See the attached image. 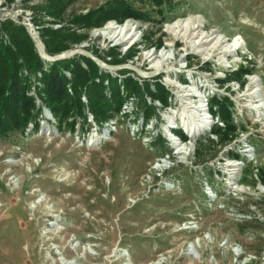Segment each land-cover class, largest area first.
Wrapping results in <instances>:
<instances>
[{
	"label": "rangeland",
	"instance_id": "374dc122",
	"mask_svg": "<svg viewBox=\"0 0 264 264\" xmlns=\"http://www.w3.org/2000/svg\"><path fill=\"white\" fill-rule=\"evenodd\" d=\"M52 1L0 0V19L21 23L46 54L40 27L79 34L56 53L92 59L116 77L123 101L97 125L81 91L73 131L59 130L31 85L36 126L0 137V264H264V0H123L140 14L90 26L76 17L117 0H71L61 19L48 13ZM197 14L201 34L239 35L240 48L206 51L211 42L194 47L169 28ZM124 24L130 38L105 37L103 28ZM125 76L138 93L125 92ZM255 79L262 102L250 93ZM158 83L164 102L147 91ZM197 116L207 128L187 136L181 126ZM180 138L191 146L185 156L172 142Z\"/></svg>",
	"mask_w": 264,
	"mask_h": 264
},
{
	"label": "trees",
	"instance_id": "16d2710c",
	"mask_svg": "<svg viewBox=\"0 0 264 264\" xmlns=\"http://www.w3.org/2000/svg\"><path fill=\"white\" fill-rule=\"evenodd\" d=\"M69 1L71 0L52 1L48 12L50 16L61 19V9ZM154 1L158 5L161 3V0ZM122 2L125 3L123 0H117V4L88 9L85 13L79 14L75 22L90 26L99 24L111 16L120 20L124 15L140 14L138 9L123 5ZM67 20L73 21L72 17ZM39 33L44 50L48 54L66 48L68 45L64 41L66 38L74 34L75 39L79 36L73 30L64 31L61 28L44 26L40 27ZM78 57L83 59L85 65ZM112 60L116 61L120 58L113 56ZM64 70L69 72V76ZM119 79L123 83L125 92L138 93L136 79L129 76ZM32 84L36 96L48 107L59 130L66 127L67 130L73 131L74 114L82 110L79 95L81 91L86 95L93 120L97 125H102L114 115L123 101L116 77L100 69L92 59L83 55H73L46 62L39 56L33 40L21 23L14 22L8 17L0 19V137L9 133H23L28 121L36 126L35 114L40 110V106L35 103L34 95L29 92ZM147 91L152 97L159 96L163 102L166 101V90L161 84L158 83L155 90L147 88ZM141 100L143 114L147 116L151 105L146 104L143 98ZM219 114L227 119L229 117L228 110L222 103L219 104ZM68 116L72 117L66 119ZM179 134L181 137L186 136L183 132Z\"/></svg>",
	"mask_w": 264,
	"mask_h": 264
},
{
	"label": "bare ground",
	"instance_id": "6f19581e",
	"mask_svg": "<svg viewBox=\"0 0 264 264\" xmlns=\"http://www.w3.org/2000/svg\"><path fill=\"white\" fill-rule=\"evenodd\" d=\"M202 22H201V19L199 18V15H190L188 17H185V18H178L176 21H174L171 25H170V29L176 33V35L179 37L180 34H181V37L180 38H185L187 39L188 43L189 44H192L194 47H199V48H203V46L209 44V42L212 43V45L210 47H205L203 48L204 50L207 51V49H209V51H214L215 48H220V53L225 55V54H231L233 53L234 51H236L237 49L240 48L241 44H242V41H241V37L239 35H235V38H233V40L231 42H226V40L224 39V37L218 32V30L214 29L212 30L211 32H207V34L203 35L201 34L202 31H201V28H202ZM104 32H105V37L108 38V39H116L117 41H121L123 39H128L130 38L131 36L129 35L130 34V28L128 27L127 24H124V25H116V26H111V25H108L106 26L105 28H103ZM196 34V35H194ZM193 38H198V41L196 40H193ZM217 46V47H216ZM214 47V48H213ZM41 51V48L40 46L38 47ZM197 48V49H199ZM200 50V49H199ZM43 52V51H41ZM69 52H63L64 55L68 54ZM153 56V54H150L148 57H151ZM155 57V56H154ZM152 58V62L155 61L156 59H161L159 56H156V59L155 58ZM163 59L166 58V60L169 58V57H166V55L164 54L163 56ZM158 61V60H157ZM156 62H154L155 64ZM154 67H157L156 69H159L162 67V65L160 63L158 64H155ZM167 72L169 73V70H167ZM260 79H256L255 80H251V95H253L254 97H257V100H261L262 102V96L261 95V90H262V87H261V84L259 82ZM253 81V82H252ZM189 95V94H187ZM195 96V95H194ZM193 96V97H194ZM199 96V99H200V102L202 101L201 99V95H198ZM260 98V99H258ZM257 101V102H259ZM190 108H193V109H196L194 110L195 112L197 111L198 113H200L198 110L200 109L199 104H194V105H190ZM201 107V106H200ZM256 107L258 109H260V112L262 111V108L261 106H259L258 104H256ZM184 111V110H183ZM204 117V116H203ZM201 118L199 116H197V118H199L198 120H200L199 122H189L188 126L186 127L187 130L186 132H184L187 136H192L194 135L197 130L199 131V127H201L202 129H206V127L204 128V124L203 122L206 121V119L204 118ZM187 122V121H186ZM106 132V130H104ZM194 137V136H193ZM192 138V137H191ZM182 140V139H181ZM181 140L179 141H172L173 144L177 147H179V152L181 151L182 154H184V156L189 152L190 150V145L189 143L185 144H181ZM179 143V144H177ZM177 144V145H176ZM235 164H232V166H234ZM235 171L234 169H232V171L230 172V175L232 177V175H234ZM62 264H75V261H70V260H64L62 259ZM149 264H162V259H158L157 261H154V262H151Z\"/></svg>",
	"mask_w": 264,
	"mask_h": 264
},
{
	"label": "water",
	"instance_id": "95a60500",
	"mask_svg": "<svg viewBox=\"0 0 264 264\" xmlns=\"http://www.w3.org/2000/svg\"><path fill=\"white\" fill-rule=\"evenodd\" d=\"M36 50L39 54V56L41 58H44L45 60H53V59H56V58H61V57H65V56H69L71 53H73L72 51L68 50V54L64 55L63 52L65 51H62V52H59V53H56V54H53V55H49V54H46V53H41L40 52V49L38 48V46L36 47ZM44 113L46 114L47 117H49V110L48 108L46 107H42Z\"/></svg>",
	"mask_w": 264,
	"mask_h": 264
},
{
	"label": "built area",
	"instance_id": "2783aa9c",
	"mask_svg": "<svg viewBox=\"0 0 264 264\" xmlns=\"http://www.w3.org/2000/svg\"><path fill=\"white\" fill-rule=\"evenodd\" d=\"M186 103H187V102H186ZM199 107H200V106H199ZM191 110H192V109H191ZM168 127H169L168 129H171V131H172V132H168V133L170 134V136H171V135H174V134L177 135V132L174 131V129H176L177 125L169 124ZM205 127L207 128V126L204 125V128H205ZM181 128H182V131H183V132H186V130H185L186 128L184 129L182 126H181ZM173 133H174V134H173ZM179 135H180V134H179ZM179 135H178V137H180ZM181 139H182V138H180V140H181ZM182 140H183V139H182ZM182 140H181V141H182ZM178 141H179V140H178ZM205 186H206V184H205ZM206 187L208 188V186H206Z\"/></svg>",
	"mask_w": 264,
	"mask_h": 264
}]
</instances>
